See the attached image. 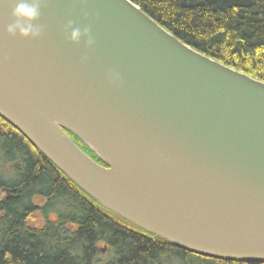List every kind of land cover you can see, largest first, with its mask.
<instances>
[{
	"label": "water",
	"instance_id": "95a60500",
	"mask_svg": "<svg viewBox=\"0 0 264 264\" xmlns=\"http://www.w3.org/2000/svg\"><path fill=\"white\" fill-rule=\"evenodd\" d=\"M11 10L0 0V116L130 223L200 255L264 261V81L131 0H44L34 41L6 34ZM68 21L91 25L93 49L67 41Z\"/></svg>",
	"mask_w": 264,
	"mask_h": 264
},
{
	"label": "trees",
	"instance_id": "16d2710c",
	"mask_svg": "<svg viewBox=\"0 0 264 264\" xmlns=\"http://www.w3.org/2000/svg\"><path fill=\"white\" fill-rule=\"evenodd\" d=\"M131 1L184 43L264 81V0ZM66 131L87 154L107 166ZM39 219L42 223L35 225ZM0 264L264 261L200 255L130 223L98 204L0 116Z\"/></svg>",
	"mask_w": 264,
	"mask_h": 264
},
{
	"label": "clouds",
	"instance_id": "9594fccd",
	"mask_svg": "<svg viewBox=\"0 0 264 264\" xmlns=\"http://www.w3.org/2000/svg\"><path fill=\"white\" fill-rule=\"evenodd\" d=\"M86 3V0H82ZM11 6L12 22L6 26L5 32L9 37H19L25 40H39L45 32V26L40 23L44 0H7ZM67 41L73 45L81 42L91 50L96 45L91 25L77 26L73 21L64 25ZM82 60L86 61L87 56Z\"/></svg>",
	"mask_w": 264,
	"mask_h": 264
},
{
	"label": "rangeland",
	"instance_id": "374dc122",
	"mask_svg": "<svg viewBox=\"0 0 264 264\" xmlns=\"http://www.w3.org/2000/svg\"><path fill=\"white\" fill-rule=\"evenodd\" d=\"M4 191V190H3ZM6 193V192H5ZM42 222H41V219H39L36 223H35V225L37 224V225H40ZM104 247V246H103ZM104 252H105V250H104Z\"/></svg>",
	"mask_w": 264,
	"mask_h": 264
},
{
	"label": "flooded vegetation",
	"instance_id": "af4514ba",
	"mask_svg": "<svg viewBox=\"0 0 264 264\" xmlns=\"http://www.w3.org/2000/svg\"><path fill=\"white\" fill-rule=\"evenodd\" d=\"M7 194H10V193H7Z\"/></svg>",
	"mask_w": 264,
	"mask_h": 264
}]
</instances>
